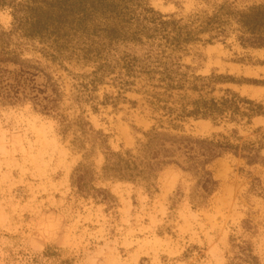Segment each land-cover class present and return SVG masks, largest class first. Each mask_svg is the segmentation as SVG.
<instances>
[{
    "label": "rangeland",
    "instance_id": "374dc122",
    "mask_svg": "<svg viewBox=\"0 0 264 264\" xmlns=\"http://www.w3.org/2000/svg\"><path fill=\"white\" fill-rule=\"evenodd\" d=\"M115 4L117 12L100 24L114 25L116 33L129 35L145 20L194 29L213 19L222 24L225 41L209 43L215 31L207 30L174 55L190 77L218 81L202 93H165L157 79H129L118 64L141 57L148 46L96 38L93 46L88 40L76 46L81 55L93 51L82 59L72 51L59 55L57 45L28 37L26 27L12 31L13 9L0 8V60L38 73L37 89L51 100L44 112L31 101L0 99V264H264V49L238 40V16L264 0ZM12 78L0 75V88L14 84ZM122 79L136 81L123 86ZM233 94L261 105L262 115L234 122L231 114L215 121L181 116L184 104L191 111L194 101ZM153 130L192 142L225 136L232 144L263 148L252 164L224 154L202 166L216 187L201 197L200 178L176 165L158 173L150 187L102 177L106 154H135ZM82 167L93 172L86 193L73 186Z\"/></svg>",
    "mask_w": 264,
    "mask_h": 264
},
{
    "label": "trees",
    "instance_id": "16d2710c",
    "mask_svg": "<svg viewBox=\"0 0 264 264\" xmlns=\"http://www.w3.org/2000/svg\"><path fill=\"white\" fill-rule=\"evenodd\" d=\"M10 7L13 9L15 21L14 30H23L28 37L39 38L44 43L57 45V53L62 51H72V55L79 58L92 53L88 48L84 49L86 54L78 53L77 45L83 40H88L90 46L95 45L92 39H100L106 43L131 42L140 47H149L147 52L141 57L128 56L123 65V76L129 79H139L147 77L149 80L157 79V82L166 92L192 90L204 92L206 89L213 90L212 85L218 80L214 77H190L189 68L178 64L179 58L174 56L178 52L185 51L184 48L198 41L196 37L207 30L211 33L209 43L220 40L225 41L229 33L217 23L211 20L205 26L198 29L190 26H181L175 21L145 20V25L139 24L135 32L127 35L116 33L118 28L114 25H107L101 28V20L112 18L117 12L115 0H0V8ZM47 8V9H46ZM110 16V17H109ZM238 23L243 29V34L238 37L241 45L245 48L264 49V6L253 7L247 13L238 16ZM215 25V27H213ZM108 29V30H107ZM121 29H124L122 27ZM106 32L111 34L105 35ZM161 38L166 44L156 45V41ZM147 39V42H144ZM154 48L160 53H156ZM165 48V49H162ZM5 49V48H4ZM71 49V50H65ZM169 55H166L168 50ZM60 52V53H59ZM8 55V53H6ZM123 60V59H122ZM1 64H7V68H1ZM12 64V65H11ZM119 65V66H121ZM12 66V68H10ZM105 67V66H104ZM104 67L99 70H105ZM6 74L13 75L14 84L7 83L0 88V99L4 102L16 104L24 101H31L41 111H50V97H46L47 91L37 89L38 73L25 69L14 59L0 60V75L3 78ZM191 79V80H190ZM10 80L8 77L7 81ZM31 83V90L26 82ZM136 80L129 81L122 79L123 86H131ZM13 83V82H12ZM34 84V85H33ZM190 85V87H188ZM3 90V91H2ZM9 90V92H8ZM44 95V96H43ZM193 110L188 111L189 105L184 104L182 117H205L214 121L225 119L232 115L231 121L235 117H246L249 120L262 115V106L253 101L240 98L233 94L232 98H222L220 100L208 99L197 100L192 103ZM244 106L245 108H243ZM68 127H66L67 130ZM233 133L237 135V131ZM222 140L205 139L192 142L188 138H171L170 135L162 134L158 130H153L145 134L144 140L140 143L137 152H128L125 156L115 153L106 154V162L102 170V177L113 181L140 183L151 186V182L157 178L164 168L176 165L183 170L192 173L200 178L198 185L201 196L210 194L216 187L212 178L203 175L202 166L207 165L214 159L222 157L224 154L240 156L252 164L257 160L261 148L253 145L232 144L231 140L222 136ZM239 141V140H237ZM83 148L82 145L80 146ZM183 158V163L180 162ZM73 186L81 193L90 192L91 182H87V176L93 175L88 168L79 169Z\"/></svg>",
    "mask_w": 264,
    "mask_h": 264
},
{
    "label": "bare ground",
    "instance_id": "6f19581e",
    "mask_svg": "<svg viewBox=\"0 0 264 264\" xmlns=\"http://www.w3.org/2000/svg\"><path fill=\"white\" fill-rule=\"evenodd\" d=\"M219 216H220V215H219ZM222 218H223V217L220 216V218L218 219V221H219L218 223H220V221L222 220Z\"/></svg>",
    "mask_w": 264,
    "mask_h": 264
}]
</instances>
